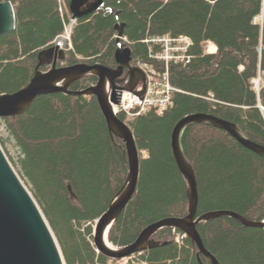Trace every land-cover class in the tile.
Segmentation results:
<instances>
[{"label": "trees", "instance_id": "trees-1", "mask_svg": "<svg viewBox=\"0 0 264 264\" xmlns=\"http://www.w3.org/2000/svg\"><path fill=\"white\" fill-rule=\"evenodd\" d=\"M11 2L16 29L0 36V95L25 89L35 76L40 52L54 47L70 23L71 0ZM107 9L80 18L71 36L73 50L59 66L86 64L117 68V24L133 62L150 58L149 40L187 36L193 59L170 65L173 104L162 114L149 111L127 122L140 152V176L132 199L109 230L117 249L137 242L150 226L183 219L189 186L172 151V134L185 117L211 115L233 123L264 146V88L252 81L264 71V0H104ZM116 39V38H115ZM213 42L218 51L206 54ZM161 66V65H159ZM48 71V67L42 68ZM88 76L63 92L38 97L22 115L5 118L21 151L22 176L31 186L60 245L66 264H121L99 254L94 225L123 190L129 174L125 145L109 130L96 97L75 95L95 86ZM126 121L125 116L119 115ZM181 148L198 187L197 217L231 212L264 221V157L209 123L189 124ZM144 153L146 156L144 157ZM197 231L219 264H264V230L232 217L201 222ZM172 228L152 239L161 246L136 254L127 264H210L189 237ZM167 243V245H162ZM134 259V260H133Z\"/></svg>", "mask_w": 264, "mask_h": 264}, {"label": "water", "instance_id": "water-1", "mask_svg": "<svg viewBox=\"0 0 264 264\" xmlns=\"http://www.w3.org/2000/svg\"><path fill=\"white\" fill-rule=\"evenodd\" d=\"M100 10H108L104 0H71L69 12L73 19L92 15ZM16 29V15L11 2H0V36ZM124 24H117V43L124 36ZM117 68L110 69L101 65L59 66L65 62L67 55L57 47H51L38 55V66L30 84L15 94L0 95V118H11L28 111L33 102L40 96L63 92L71 94L73 83L88 76L98 79L95 86L75 95L96 97L101 111L107 120L109 130L114 138L125 145L128 158L129 174L126 184L108 211L97 221L94 228V245L99 254L106 258L123 261L136 254L161 246L152 239L162 229L180 230L191 239L198 249L197 257L203 255L210 264H219L216 258L206 250L197 226L219 217H232L246 227L264 230V221L254 222L231 212H214L197 217L199 203L196 174L187 162L181 148V134L192 123H209L215 128L228 132L248 150L264 157V146L252 142L244 136L237 125L211 115H191L182 119L172 134V151L178 167L189 186V211L183 219H166L147 228L137 242L123 249L115 248L105 241V234L123 212L135 194L140 176V152L130 127L115 115L112 104H119L118 91L134 92L140 81H143L145 93V75L134 66L132 50L122 44L115 52ZM48 67V71L42 68ZM126 74V75H125ZM125 76L128 82L125 84ZM122 85V86H121ZM162 245H167L163 243ZM0 264H66L60 245L48 221L36 200L16 173L0 145Z\"/></svg>", "mask_w": 264, "mask_h": 264}, {"label": "built area", "instance_id": "built-area-1", "mask_svg": "<svg viewBox=\"0 0 264 264\" xmlns=\"http://www.w3.org/2000/svg\"><path fill=\"white\" fill-rule=\"evenodd\" d=\"M76 24L77 19L71 18L70 23L66 26L65 33L55 40L54 46L65 53L73 50L71 34ZM149 44L150 58L161 66L144 61L134 63V66L142 71L146 78L144 95L136 93L143 90L144 83L141 81L134 92L127 90L118 91L120 97L119 104H112L115 115L125 116L126 124L149 111L162 114L172 106L173 93L177 92V89L172 86L170 81V65H187L193 59V56L190 54L193 42L187 36L173 37L167 34L150 39ZM117 45L121 46L122 40ZM217 51L218 49L213 42L209 41L205 44L204 52L206 54L214 55ZM126 82H128V77L125 78V84ZM252 83L254 90L259 93L264 88V71L259 72L258 77ZM0 131L6 132L12 138L6 121L1 118ZM185 237H187L186 234L177 235L176 242L180 244L181 240ZM129 259H132V257ZM129 259H125V261L128 263Z\"/></svg>", "mask_w": 264, "mask_h": 264}, {"label": "rangeland", "instance_id": "rangeland-1", "mask_svg": "<svg viewBox=\"0 0 264 264\" xmlns=\"http://www.w3.org/2000/svg\"><path fill=\"white\" fill-rule=\"evenodd\" d=\"M71 18H72V16H71ZM72 33H73V31H72ZM71 36H72V34H71ZM117 38H118V33L114 37V40H115L116 44H117V41H116ZM121 40H122V43L123 42H125V43L128 42L127 38L125 37V35L121 37ZM62 63H64V62H62ZM259 85H260V83H259ZM119 101H120V97H119ZM1 119L5 120V118H1ZM0 144H1L5 154L7 155V158L11 162L13 168L15 169L16 173L19 175V177L21 178L22 182L24 183V185L27 187V189L29 190V192L33 196L32 192H31V186L28 184L27 180L21 174V168H20V164H19L21 151L19 150V148H18V146L16 144V141L13 138H10V136L6 132L0 131ZM143 155L145 157L146 153H144ZM38 206H39V204H38ZM96 223H97V221H96ZM96 223H95L94 227L96 226ZM176 238H177V236H175V239ZM121 264H127V262L125 260H123V261H121Z\"/></svg>", "mask_w": 264, "mask_h": 264}, {"label": "bare ground", "instance_id": "bare-ground-1", "mask_svg": "<svg viewBox=\"0 0 264 264\" xmlns=\"http://www.w3.org/2000/svg\"><path fill=\"white\" fill-rule=\"evenodd\" d=\"M109 10H111V9H109ZM111 11L114 12L115 10H111ZM216 47H217V46H216ZM217 49H218V48H217ZM204 51H205V46H204ZM257 77H258V76H257ZM255 79H256V78H255ZM104 238H105V241H106L107 243H109V242H108V241H109V240H108V233L105 234Z\"/></svg>", "mask_w": 264, "mask_h": 264}]
</instances>
